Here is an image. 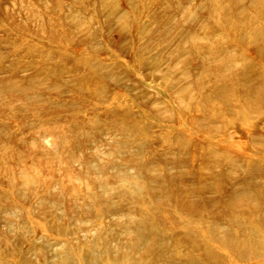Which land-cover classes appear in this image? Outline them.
I'll use <instances>...</instances> for the list:
<instances>
[{"label": "rangeland", "instance_id": "rangeland-1", "mask_svg": "<svg viewBox=\"0 0 264 264\" xmlns=\"http://www.w3.org/2000/svg\"><path fill=\"white\" fill-rule=\"evenodd\" d=\"M262 242L264 0H0V264Z\"/></svg>", "mask_w": 264, "mask_h": 264}, {"label": "bare ground", "instance_id": "bare-ground-1", "mask_svg": "<svg viewBox=\"0 0 264 264\" xmlns=\"http://www.w3.org/2000/svg\"><path fill=\"white\" fill-rule=\"evenodd\" d=\"M110 190H114V189H110ZM115 192L118 194V193H121L122 191H121V189H116L115 190ZM131 193L132 192H130V195H131ZM133 194H134V192H133ZM124 195H128V192L127 193H125ZM94 197H96V195L93 193V194H91V198H94ZM102 202H100V206H98V211L99 212H107V211H105L106 210V207L105 206H107V205H105V204H101ZM245 209L246 208H244V207H240V206H237V207H233V214L235 213V214H242V210H244L245 211ZM195 210H194V206H191V208L188 210V213H187V218L188 219H190V220H198V219H200L199 218V214H196L195 212H194ZM123 212V211H122ZM120 213H121V211H120ZM125 213H127L128 214V212L126 211ZM212 233H213V230H212V228H210L209 229V231H207V235H212ZM206 235V236H207ZM141 237H144L143 235H141ZM211 237V236H210ZM223 244L222 245H220V246H224V245H226V248H228L229 249V253L231 254V255H236L237 257H239L240 259H242L243 257H245L247 254V247H249V245H250V240H246L245 242H241L240 244L239 243H237V242H235V241H233V239H231V241L229 240L228 241V239L226 238V239H224L223 240V242H222ZM216 246L218 247L219 246V244H218V242H216ZM262 248L260 247L259 248V250H257V253H260V254H262L263 253V255H264V244H263V242H262ZM219 248V247H218ZM215 250V249H214ZM213 250V251H214ZM100 262V264H115L114 262H112V261H99ZM94 264H99L98 262H94ZM223 264H225V263H223ZM262 264H264V262L262 263Z\"/></svg>", "mask_w": 264, "mask_h": 264}]
</instances>
